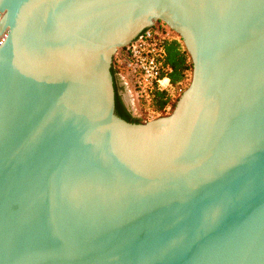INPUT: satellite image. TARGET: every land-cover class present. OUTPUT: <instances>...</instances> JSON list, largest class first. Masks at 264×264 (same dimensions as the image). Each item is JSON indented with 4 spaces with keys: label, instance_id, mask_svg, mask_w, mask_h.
Returning a JSON list of instances; mask_svg holds the SVG:
<instances>
[{
    "label": "water",
    "instance_id": "water-1",
    "mask_svg": "<svg viewBox=\"0 0 264 264\" xmlns=\"http://www.w3.org/2000/svg\"><path fill=\"white\" fill-rule=\"evenodd\" d=\"M193 77L116 111L157 22ZM0 264H264V0H0Z\"/></svg>",
    "mask_w": 264,
    "mask_h": 264
},
{
    "label": "built area",
    "instance_id": "built-area-1",
    "mask_svg": "<svg viewBox=\"0 0 264 264\" xmlns=\"http://www.w3.org/2000/svg\"><path fill=\"white\" fill-rule=\"evenodd\" d=\"M170 27L147 28L131 43L116 52L123 78L134 89L137 97H145L151 88L166 87L170 78L163 75L161 58L169 40L176 39Z\"/></svg>",
    "mask_w": 264,
    "mask_h": 264
},
{
    "label": "trees",
    "instance_id": "trees-1",
    "mask_svg": "<svg viewBox=\"0 0 264 264\" xmlns=\"http://www.w3.org/2000/svg\"><path fill=\"white\" fill-rule=\"evenodd\" d=\"M176 39L169 40L165 46L164 54L161 58L163 64V75H167L170 78L171 86H179L188 76V72L193 67V61L190 53L184 45L181 37L177 34ZM180 38V39H179ZM112 73L114 75L115 89H116V111L117 113L131 122H141L140 119L133 117L132 113L128 111L121 103V96L117 92L116 82V69L112 67ZM165 90L167 87L151 88L145 98H151L155 104V108L160 112L161 116L169 115L175 108L177 103L171 95ZM117 101L119 104H117Z\"/></svg>",
    "mask_w": 264,
    "mask_h": 264
},
{
    "label": "rangeland",
    "instance_id": "rangeland-1",
    "mask_svg": "<svg viewBox=\"0 0 264 264\" xmlns=\"http://www.w3.org/2000/svg\"><path fill=\"white\" fill-rule=\"evenodd\" d=\"M155 26L157 27H169L167 24L163 23V22H157L155 24ZM178 34V33H177ZM174 35H176V32L174 33ZM180 39V38H179ZM113 67L116 69V78L118 79L119 82L122 83V73L124 72V69L122 67H119L117 64V60H116V54L114 56V60H113ZM192 77H193V67L192 69L188 72V76L186 78V80L183 81L182 84H179V86H171L170 83L166 86L167 90H165L169 95H171L173 97V99L177 101L179 99V97L181 96V94L188 88V86L190 85L191 81H192ZM127 90L126 87L123 84V87L121 86V98L124 97V92L125 94H127V98H129L130 102H131V106L133 107V117L140 119L141 121H147V120H152L158 117H161V113L158 112L155 108V104L153 102V100L151 98H145V97H137L135 91H131L130 87L127 86ZM128 91L130 92V95H128ZM173 112V111H172ZM171 112V113H172ZM170 113V114H171ZM166 116V115H165Z\"/></svg>",
    "mask_w": 264,
    "mask_h": 264
},
{
    "label": "flooded vegetation",
    "instance_id": "flooded-vegetation-1",
    "mask_svg": "<svg viewBox=\"0 0 264 264\" xmlns=\"http://www.w3.org/2000/svg\"><path fill=\"white\" fill-rule=\"evenodd\" d=\"M116 82H117V92H118V94L120 95L122 92V90H121V86L123 87V84H124V86H125V83H124V80H123V78H122V83L123 84H121V82H119L118 81V79L116 78ZM126 87V86H125ZM126 90H127V88H126ZM124 97L123 98H125V99H122L121 98V103L123 104V106L128 110V111H130L132 114H133V112H134V110H133V107L131 106V102H130V100H129V98H127V94H125V92H124ZM121 96V95H120ZM117 104H119L118 103V101H117Z\"/></svg>",
    "mask_w": 264,
    "mask_h": 264
},
{
    "label": "bare ground",
    "instance_id": "bare-ground-1",
    "mask_svg": "<svg viewBox=\"0 0 264 264\" xmlns=\"http://www.w3.org/2000/svg\"><path fill=\"white\" fill-rule=\"evenodd\" d=\"M165 27V26H164ZM167 27V26H166ZM165 27V28H166ZM168 28V27H167ZM124 76H123V73H122V78H123ZM123 80H124V83H125V86H126V88H128L127 86H129V85H127V83L125 82V79L123 78ZM130 87V86H129ZM130 89H131V91L133 90L134 91V89H132L131 87H130ZM128 95H130V92L128 91Z\"/></svg>",
    "mask_w": 264,
    "mask_h": 264
},
{
    "label": "crops",
    "instance_id": "crops-1",
    "mask_svg": "<svg viewBox=\"0 0 264 264\" xmlns=\"http://www.w3.org/2000/svg\"><path fill=\"white\" fill-rule=\"evenodd\" d=\"M168 43V42H167Z\"/></svg>",
    "mask_w": 264,
    "mask_h": 264
}]
</instances>
